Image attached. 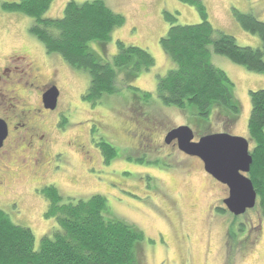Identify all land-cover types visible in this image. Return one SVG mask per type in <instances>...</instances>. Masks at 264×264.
Masks as SVG:
<instances>
[{"label": "rangeland", "instance_id": "obj_1", "mask_svg": "<svg viewBox=\"0 0 264 264\" xmlns=\"http://www.w3.org/2000/svg\"><path fill=\"white\" fill-rule=\"evenodd\" d=\"M18 1L0 0V63L18 51L41 61L48 76L57 69L56 83L62 91L60 108L70 109L60 111L58 118L62 130L52 128L58 141L55 151L67 153L62 160L54 162V170L49 168L42 182L23 171L18 177L11 175L6 187L0 191V210L7 213L12 222L32 229L35 248L39 249L42 238L52 235L57 227L54 218H46L48 204L41 190L35 191V188L42 183L55 182L52 184L66 198L87 199L98 193L104 195L110 214L135 224L144 232L145 264H264V216L259 227L260 215L256 208L240 216L227 212L223 203L227 198V186L206 174L198 160L187 158L180 150L179 154L162 142L171 129L187 125L194 131L196 139L230 132L250 141L252 149L255 143L248 130L252 110L250 91L264 89V72L256 73L233 63L227 56L212 54L213 64L226 71L234 83V99L239 102L240 111L237 121L230 127L226 126L228 118L225 115L213 111L204 120L206 127L201 128L194 121L198 117L194 116L192 107L181 112L174 105L165 106L156 92L158 79L174 67L161 47V37L170 28L163 12L175 13L177 25L201 23L202 16L196 5L181 0H105L115 12L125 16L126 21L114 30L106 54L96 42H91L90 47L107 60L116 54L117 40H123L148 49L156 64L149 71L141 72L131 83L128 81L118 93L91 106L82 98L89 86V74L83 69H73L54 53H48L46 57L43 42L31 32L33 19L2 6L3 2ZM69 1L54 0L45 17L61 18ZM202 2L216 28L235 36L241 46H261L260 36L250 33L238 22L235 9L253 13L264 22V0ZM117 84L121 85L119 81ZM131 87L152 93L149 102L142 100L143 113L160 124L155 133L157 148L147 149L146 153L124 147L126 135L119 130L130 114L127 110L134 94L143 95ZM225 110L233 112L229 108ZM145 135L146 139L151 138L146 132ZM103 140L116 148L117 155L110 164H106L102 155L100 144ZM76 144L86 145L90 152L83 154ZM130 154L137 159L129 158ZM10 167L15 169L16 164ZM127 187L130 191L125 190ZM15 201V208L11 207L10 202Z\"/></svg>", "mask_w": 264, "mask_h": 264}, {"label": "trees", "instance_id": "obj_2", "mask_svg": "<svg viewBox=\"0 0 264 264\" xmlns=\"http://www.w3.org/2000/svg\"><path fill=\"white\" fill-rule=\"evenodd\" d=\"M181 1L196 5L202 20L177 25L175 13L163 12L170 28L161 37V47L174 67L158 79V98L165 106L174 105L181 112L192 107L194 116L198 117L194 121L201 128L206 127L204 120L213 111L225 115L226 126L230 127L238 119L240 104L234 99L232 79L213 64L211 56L214 53L227 56L251 71L264 72V22L253 13L235 9L242 27L261 39V46L244 47L235 36L211 23L202 0ZM53 2L20 0L3 2L2 6L33 19L31 32L43 42L47 53H54L73 69H83L89 74V86L82 98L91 106L118 93L122 86L156 64L148 49L123 40H117V52L107 60L90 47L91 42H96L106 54L114 30L126 21L125 16L115 12L105 0L83 3L70 0L61 18L45 17ZM141 93L142 96L134 94L133 98L149 102L152 93ZM250 98L248 130L255 145L250 149L253 164L248 177L258 194L255 208L261 221L264 216V89L251 90ZM100 148L106 164H110L117 155L116 148L105 140L101 141ZM41 193L48 204L45 216L55 219L56 229L52 235L44 236L36 249L32 229L12 222L8 214L0 210V264H145L144 232L135 224L110 214L104 195L66 198L55 184L45 186Z\"/></svg>", "mask_w": 264, "mask_h": 264}, {"label": "flooded vegetation", "instance_id": "obj_3", "mask_svg": "<svg viewBox=\"0 0 264 264\" xmlns=\"http://www.w3.org/2000/svg\"><path fill=\"white\" fill-rule=\"evenodd\" d=\"M45 56L48 57V53H45ZM57 76V69H53L51 75L48 76L41 61L32 59L28 54L18 51L5 57L4 61L0 63V119L5 121L8 127V135L0 146V191L6 187L11 175L18 177L22 171L42 182V179L46 178L49 168H52L51 171L54 170L55 167H52L54 162L62 160L63 156L65 157V154H67L65 151H55L58 141L52 131V128L58 131L62 130L60 129L61 123H59L58 118L60 111H70L69 108H60L62 91L56 83ZM53 87L59 89L60 95L57 107L49 109L45 106L44 95ZM127 111L130 114L119 127L122 134L126 135L127 141H125L124 147L131 151L135 150L138 153L139 151L146 153L147 149L157 148L155 133L160 124L155 119L144 116L142 101L133 98ZM145 132L151 138L146 139ZM167 133L162 140L163 144H167L179 154L180 152L183 153L179 149L177 140L169 144L166 142ZM201 137L197 139L195 137L194 141H199ZM76 147L83 154L90 152L86 145L76 144ZM185 155L187 158L198 160L205 170V164L200 157ZM129 158L132 160L137 159L132 154L129 155ZM88 162L89 160L86 158V163ZM15 164L16 168L11 169L10 166ZM90 170H95V168ZM206 174L209 173L206 172ZM52 183L55 182H48L45 185L49 186ZM43 185L44 183L36 187L35 191L38 189L42 190L45 187ZM128 189L130 188L127 187L125 190L130 191ZM227 191L228 198L230 196L228 186ZM225 199H223V203ZM16 204V201L10 202L11 207ZM215 210L216 208L213 209V211ZM225 210L230 212L228 208H225ZM18 211L21 212L19 209ZM260 224L261 221L258 224L259 227ZM226 243L230 245L228 239H226ZM228 255L229 252L227 258Z\"/></svg>", "mask_w": 264, "mask_h": 264}, {"label": "water", "instance_id": "obj_4", "mask_svg": "<svg viewBox=\"0 0 264 264\" xmlns=\"http://www.w3.org/2000/svg\"><path fill=\"white\" fill-rule=\"evenodd\" d=\"M59 95L57 87L45 93V106L55 109ZM167 134L168 144L177 140L183 153L200 157L206 172L228 186L230 196L225 199L224 204L230 213L240 216L257 206L258 194L254 183L248 177L253 164L250 141L228 132L208 134L195 142V133L187 125L176 127ZM7 135V124L0 119V146Z\"/></svg>", "mask_w": 264, "mask_h": 264}]
</instances>
